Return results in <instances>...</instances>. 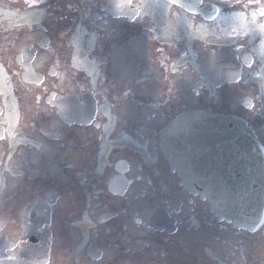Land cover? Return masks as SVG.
<instances>
[{"label": "flooded vegetation", "instance_id": "af4514ba", "mask_svg": "<svg viewBox=\"0 0 264 264\" xmlns=\"http://www.w3.org/2000/svg\"><path fill=\"white\" fill-rule=\"evenodd\" d=\"M185 1L83 0L85 25L106 29L88 52L102 72L90 84L69 71L60 85L54 24L45 35L42 22L12 27L43 0H0V67L13 83L5 96L0 88V264H264V222L254 234L219 223L157 148L174 118L203 112L243 119L264 153V0H198L217 12L208 24ZM130 39L148 53L146 93L103 73ZM220 49L227 68L211 80L200 65ZM65 96L108 111L63 124ZM85 220L95 226L86 233Z\"/></svg>", "mask_w": 264, "mask_h": 264}, {"label": "water", "instance_id": "95a60500", "mask_svg": "<svg viewBox=\"0 0 264 264\" xmlns=\"http://www.w3.org/2000/svg\"><path fill=\"white\" fill-rule=\"evenodd\" d=\"M218 125H220L219 130H217ZM168 130L173 131L170 135H174V139L172 143L165 144L168 147L163 148L162 151L172 170L179 173L185 189L193 194H200L202 198L212 202L214 195L203 188L197 176L196 166L202 148L207 146L212 149L218 146L222 154L218 159L219 162L222 159L227 161L228 155L231 157L230 164L235 165L233 167L235 174L230 176L222 174L221 177H217L219 179L217 194L220 199L224 197L223 210L229 209L233 214L220 209L218 211L223 213L226 219L244 225L243 211L247 208V226L253 227L259 224L261 213L264 211V164H261L257 158L254 142L250 141L252 137L245 129V125L238 120L228 118H218V120L183 118L171 124ZM217 139L223 141L218 144ZM170 147L172 149H169ZM249 147L252 150H249ZM181 153L185 154L184 162L179 159ZM211 161V156L206 153L202 156V163L211 165ZM256 209L260 210L253 213Z\"/></svg>", "mask_w": 264, "mask_h": 264}, {"label": "rangeland", "instance_id": "374dc122", "mask_svg": "<svg viewBox=\"0 0 264 264\" xmlns=\"http://www.w3.org/2000/svg\"><path fill=\"white\" fill-rule=\"evenodd\" d=\"M47 4H50V9L44 8L43 10H40L38 16L35 12H32L26 17L28 19H17L16 23H14L12 27L28 24L31 22H42L45 25L44 27H50L54 24L55 31H57V41H60V45L65 46L64 52H67L68 46L73 48V54L71 56L72 66L82 70L88 76L91 82L95 81L97 77V65L94 60H89V58L84 54V52H87L91 49L93 45L92 41H94L93 37L86 38V34L77 33L76 35L74 34L75 36L73 35L74 37L72 36V38L67 32L69 28L76 32L79 28H81V26L84 27L83 2L81 0H57L56 3V0H49ZM56 6H58L60 10L53 11L52 9H55ZM73 12L76 13L74 14ZM54 15L55 18L52 21ZM57 16L65 17V23L58 24L56 22ZM142 54L143 49L136 42H130L122 50L120 49L112 55L110 66L119 81L125 83L130 82L137 88L145 86L144 89H149L151 88V83L149 80L134 78L132 76V62H140L139 58L142 57ZM64 58L67 60V55H64ZM47 61L48 60L45 56L39 57V59L36 61V67H41L42 65L46 64ZM0 76V80L2 81L0 82V88L2 91L1 93L5 96L10 94L13 83H11L10 79L3 74V69L1 67ZM68 79L69 76L66 70V76L64 79L60 80V85H62L63 81H67ZM7 109L9 110L11 116H13V110L17 116L15 102L12 98H9ZM80 227L81 231L86 233L91 231L94 228V225L91 221L85 220L83 225Z\"/></svg>", "mask_w": 264, "mask_h": 264}]
</instances>
